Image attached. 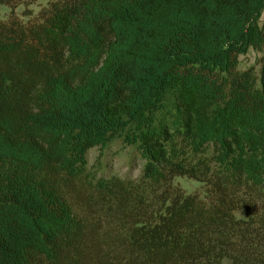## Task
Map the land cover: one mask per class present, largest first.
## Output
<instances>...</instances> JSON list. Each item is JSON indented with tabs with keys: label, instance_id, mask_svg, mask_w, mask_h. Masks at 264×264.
Returning a JSON list of instances; mask_svg holds the SVG:
<instances>
[{
	"label": "trees",
	"instance_id": "1",
	"mask_svg": "<svg viewBox=\"0 0 264 264\" xmlns=\"http://www.w3.org/2000/svg\"><path fill=\"white\" fill-rule=\"evenodd\" d=\"M263 12L48 0L0 19V264H264V57L237 71ZM115 140L140 176L88 180L89 149Z\"/></svg>",
	"mask_w": 264,
	"mask_h": 264
},
{
	"label": "rangeland",
	"instance_id": "2",
	"mask_svg": "<svg viewBox=\"0 0 264 264\" xmlns=\"http://www.w3.org/2000/svg\"><path fill=\"white\" fill-rule=\"evenodd\" d=\"M48 0H36L32 3L22 2L13 7L0 5V19L7 20L9 17H18L24 21L33 18L39 10L47 4ZM260 25L264 24V12L259 19ZM264 50L250 48L246 54L238 57L237 71L242 72L253 69L258 73L262 65ZM86 177L88 180L97 181L99 178L109 179L117 177L123 180H136L143 166L138 152L132 146H124L115 140L105 148L94 147L86 154ZM85 180L86 182L88 180ZM173 185L182 188L186 193H200L203 195L204 184L187 176L173 178ZM81 187L70 193L71 202L74 206H85L86 193ZM79 193V194H76Z\"/></svg>",
	"mask_w": 264,
	"mask_h": 264
}]
</instances>
